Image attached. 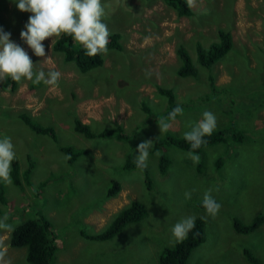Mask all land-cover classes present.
<instances>
[{
  "label": "rangeland",
  "instance_id": "1",
  "mask_svg": "<svg viewBox=\"0 0 264 264\" xmlns=\"http://www.w3.org/2000/svg\"><path fill=\"white\" fill-rule=\"evenodd\" d=\"M186 2L188 18L163 0H0V264H26L25 248L10 247V234L41 215L54 236L50 264H157L161 249L197 218L204 240L187 264H250L244 250L264 264V224L247 235L231 227L232 219L264 217V0ZM75 24L118 34L122 50H103L101 66L79 73L52 50ZM219 29L230 33L231 49L209 68L198 66L195 44L207 49ZM179 45L195 77L177 76ZM12 72L13 91L3 87ZM156 87L173 93V119L164 116L167 102ZM23 113L51 127L55 140L27 131L18 120ZM74 120L93 133L119 126L121 138L86 139L74 133ZM217 129L228 130L225 141L199 153L165 142L153 150L169 134ZM232 132L242 138L231 140ZM65 146L86 154L69 164ZM161 155L169 161L163 173ZM12 159L21 171L32 164L18 188L7 177ZM111 181L120 191L108 198ZM132 201L145 206L144 219L111 240L82 235L101 232ZM205 201L214 207L201 206Z\"/></svg>",
  "mask_w": 264,
  "mask_h": 264
},
{
  "label": "trees",
  "instance_id": "2",
  "mask_svg": "<svg viewBox=\"0 0 264 264\" xmlns=\"http://www.w3.org/2000/svg\"><path fill=\"white\" fill-rule=\"evenodd\" d=\"M178 17H191L192 11L186 0H163ZM217 42L212 43L207 49L201 47L199 43L195 44V63L203 68H209L221 60L231 49L232 39L228 31L219 29L216 31ZM119 35L116 33H100L92 29H86L75 24L71 29L62 30L52 44V50L60 54L64 62L72 63L79 73H86L102 65L103 49L119 50ZM175 56L179 61V67L176 71L177 76L195 77L196 66L190 60L189 55L182 45L175 49ZM17 75L12 72L8 74L3 81V87L13 91L16 87ZM210 91L216 90L212 80L209 81ZM156 92L165 97L167 102V112L164 115L166 119H173L177 113L178 106L175 104L174 95L168 89L156 87ZM18 120L29 132L45 136L51 141L55 140V133L51 127L43 126L32 120L26 114H20ZM74 133L81 135L86 139L93 138H121L119 126L114 128H104L99 133H93L89 126L79 120L73 121ZM227 129H217L201 133H191L187 136L176 138L175 135H166L161 140H156L153 150L161 149V144L165 142L166 146L177 148L183 152L199 153L203 148L220 144L225 141ZM231 140H240L242 137L235 132L230 136ZM13 148V146H12ZM62 153L67 157V162L72 164L75 160L86 151L77 150L70 146L62 148ZM220 165V160H216L215 168ZM125 168H136L135 165L125 164ZM158 170L163 173L169 167L168 159L161 155L158 159ZM32 170V164L29 163L25 169L20 170L16 160L10 161L7 173L10 184L18 188L21 183H28V177ZM146 178V175L144 176ZM149 184V180H146ZM120 191L117 182L111 181L106 189L108 198L114 197ZM0 204H5L2 186L0 185ZM201 206L212 209L214 203L211 201L201 202ZM147 215L145 206L139 201H132L122 208L109 222V224L99 233L82 235L92 241H107L118 235L122 229L132 223L144 219ZM262 224L264 217L255 216L250 223L244 224L238 220H231L232 230L238 235H247L254 232ZM205 229L204 223L200 219H194L186 227L183 236L175 241L172 246L161 249L157 256V264H187V259L193 249L198 247L204 240ZM50 222L41 215L37 219H28L18 224L11 232L9 246L12 248H25L26 264H50L54 256L55 244L53 241ZM245 260L250 264H258L256 259L246 250L243 251Z\"/></svg>",
  "mask_w": 264,
  "mask_h": 264
},
{
  "label": "crops",
  "instance_id": "3",
  "mask_svg": "<svg viewBox=\"0 0 264 264\" xmlns=\"http://www.w3.org/2000/svg\"><path fill=\"white\" fill-rule=\"evenodd\" d=\"M113 34V33H112ZM58 36V35H57ZM118 42H119V40H118ZM120 45V44H119ZM103 50H113V49H103ZM122 50V47H121V45H120V49L119 50H114V51H121ZM103 53V52H102ZM87 125V124H86ZM27 129V128H26ZM27 131H29L28 129H27Z\"/></svg>",
  "mask_w": 264,
  "mask_h": 264
}]
</instances>
